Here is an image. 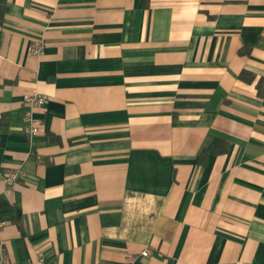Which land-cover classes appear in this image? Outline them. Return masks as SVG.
Wrapping results in <instances>:
<instances>
[{
    "label": "crops",
    "instance_id": "0c3cea01",
    "mask_svg": "<svg viewBox=\"0 0 264 264\" xmlns=\"http://www.w3.org/2000/svg\"><path fill=\"white\" fill-rule=\"evenodd\" d=\"M0 6L6 264H264V0Z\"/></svg>",
    "mask_w": 264,
    "mask_h": 264
},
{
    "label": "built area",
    "instance_id": "2783aa9c",
    "mask_svg": "<svg viewBox=\"0 0 264 264\" xmlns=\"http://www.w3.org/2000/svg\"><path fill=\"white\" fill-rule=\"evenodd\" d=\"M26 101L31 104L32 106H42L46 103L45 96L41 94H31L28 95L26 98ZM27 127H26V134L27 136L33 138L34 136L39 135L42 132V125L38 120H35L33 117H29L27 119ZM21 171L19 170H13L8 171L4 174V181L8 187L14 186L21 178ZM9 222L7 220H4L0 217V234L1 232L8 226ZM150 255V251L146 250L142 253L143 257H147ZM133 260V258L131 259ZM8 261L7 255L4 253L0 254V264H6ZM37 264H46V261L44 259H39Z\"/></svg>",
    "mask_w": 264,
    "mask_h": 264
},
{
    "label": "trees",
    "instance_id": "16d2710c",
    "mask_svg": "<svg viewBox=\"0 0 264 264\" xmlns=\"http://www.w3.org/2000/svg\"><path fill=\"white\" fill-rule=\"evenodd\" d=\"M0 13L1 14H3L4 13V11H3V8L0 6ZM213 150L214 151H216V149L215 148H213ZM203 159V157L201 158V160ZM3 206V204H2V202L0 201V207H2Z\"/></svg>",
    "mask_w": 264,
    "mask_h": 264
}]
</instances>
